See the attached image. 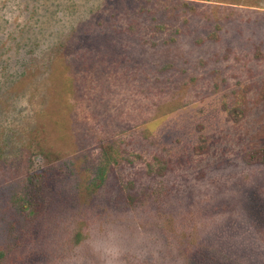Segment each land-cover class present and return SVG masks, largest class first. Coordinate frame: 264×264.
I'll list each match as a JSON object with an SVG mask.
<instances>
[{
  "label": "rangeland",
  "instance_id": "374dc122",
  "mask_svg": "<svg viewBox=\"0 0 264 264\" xmlns=\"http://www.w3.org/2000/svg\"><path fill=\"white\" fill-rule=\"evenodd\" d=\"M257 148L264 0H0V264H243Z\"/></svg>",
  "mask_w": 264,
  "mask_h": 264
},
{
  "label": "trees",
  "instance_id": "16d2710c",
  "mask_svg": "<svg viewBox=\"0 0 264 264\" xmlns=\"http://www.w3.org/2000/svg\"><path fill=\"white\" fill-rule=\"evenodd\" d=\"M257 50H258V53L256 54L257 57L262 58L263 54L261 52H259V48H257ZM229 115L232 119L237 120L239 118H242L244 114L241 111H233V112H230ZM200 149H201V151L203 150L201 147H198L197 151ZM115 150H116L115 144H109L106 146L105 158H106L107 163L110 162L109 159L112 158L110 155L115 153ZM156 160H157V163L159 165L165 163V161L163 159L156 158ZM243 161L245 164L250 165V166H256V165L264 166V148H257V149H253V150L246 152L243 155ZM105 168H104V171L106 172ZM157 168L158 169H154V166L150 165V172L151 173L155 172L158 175L162 176L165 172V167L159 166ZM79 237H80V234L76 233L75 237L73 239V243L75 245H78ZM247 241H249V240H247ZM198 251H199L198 248L192 249L191 246H189V244H187V246H186V252L187 253L186 254L188 255L189 259H192L194 261L196 260V258L199 261L200 260H202V261L206 260V258L208 256L204 252H202V249L200 252H198ZM232 251L234 254L228 255V262L233 263L234 259H235V262L238 261L239 263H243V264H263V262H264V253H262L264 251V247L262 249H258V251H256L254 254L248 249V247H247V249H243L241 251L238 250L239 253H241L240 257H242L243 260L240 257H238V251H236V250H232ZM260 260H263V261H260Z\"/></svg>",
  "mask_w": 264,
  "mask_h": 264
}]
</instances>
